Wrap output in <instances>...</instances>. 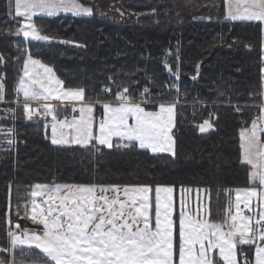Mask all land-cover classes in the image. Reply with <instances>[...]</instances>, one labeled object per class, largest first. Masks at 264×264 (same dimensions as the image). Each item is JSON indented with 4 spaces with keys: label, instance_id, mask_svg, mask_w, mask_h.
Masks as SVG:
<instances>
[{
    "label": "trees",
    "instance_id": "16d2710c",
    "mask_svg": "<svg viewBox=\"0 0 264 264\" xmlns=\"http://www.w3.org/2000/svg\"><path fill=\"white\" fill-rule=\"evenodd\" d=\"M220 3L219 16L206 10L183 17L173 0L129 2L125 5L129 21L97 13L36 16L41 34L51 38L38 42L15 35V22L5 23L11 19L5 15L6 0H0V55L4 57L0 74L5 77L7 102H14L15 85L31 54L50 65L66 88L84 86L87 99H110L100 90L112 78L133 89L150 87L154 101H172L175 95L165 86L177 78L166 70L168 64L174 70L179 66L183 90L216 103L197 107L194 113L178 105L174 155L153 153L135 142L124 146L118 141L113 148L99 151L91 146L54 145L45 121L26 119L22 107L11 103L14 117L0 113V118L6 117L0 119V127L14 129L15 137L10 150L0 143V246H7L5 217L15 224L17 208L23 214L30 186L35 184L151 185L153 189L170 185L177 192L207 190L210 219L222 218L235 191L250 186V166L241 163L240 131L251 126L258 111V107H244L239 115L227 105L262 102L260 68L264 62L261 26L226 19L221 13L224 0ZM250 94L255 95L250 98ZM211 110L215 111L214 127L201 133L197 125Z\"/></svg>",
    "mask_w": 264,
    "mask_h": 264
},
{
    "label": "snow or ice",
    "instance_id": "6c2138e0",
    "mask_svg": "<svg viewBox=\"0 0 264 264\" xmlns=\"http://www.w3.org/2000/svg\"><path fill=\"white\" fill-rule=\"evenodd\" d=\"M223 6L229 20L261 26L264 62V0H224ZM62 12L93 14L79 0H6L5 15L11 19L5 23L15 22V35L25 40L50 42V36L41 34L33 18L41 14L55 17ZM30 66L43 72H30ZM165 68L178 78V65L175 70L167 64ZM260 72L264 87V66ZM4 79L0 74V102L5 101ZM109 79L111 83L100 92L110 99H87L84 86L64 88L52 67L29 54L14 88V102L22 107L26 119L45 121L54 145L91 146L99 151L113 148L116 138L126 142L124 146L138 142L140 148L153 153L174 155L171 130L178 100L159 103L158 111H150V107H157L150 87L133 89ZM167 87L171 90L174 86ZM260 95L259 105H227L239 115L244 107H258L260 115L240 131L241 163L250 166V186L236 190L235 210L229 203L219 221L210 219V197L198 200L194 208L182 196L174 219L177 210L172 186L35 184L30 186L22 218L41 226L42 234H29L6 216L7 246H0V264H264V91ZM31 102H36L35 106ZM97 106L102 109L99 119ZM59 111L67 114L61 118ZM7 115L14 117L15 110L8 109ZM213 119L209 113L197 125L199 131L213 129ZM0 137V143H6L10 150L14 129L0 127Z\"/></svg>",
    "mask_w": 264,
    "mask_h": 264
},
{
    "label": "rangeland",
    "instance_id": "374dc122",
    "mask_svg": "<svg viewBox=\"0 0 264 264\" xmlns=\"http://www.w3.org/2000/svg\"><path fill=\"white\" fill-rule=\"evenodd\" d=\"M90 1L94 4L95 13L97 14H100L102 16H110L118 21H129L131 18V15L129 11L126 9L125 5L134 0H90ZM164 1H169V0H164ZM173 1L176 3L177 9L183 17H189L195 13H199V12L201 13L205 10L209 11L211 14H216L215 16H219L220 14L221 0H173ZM165 90L169 92L167 88ZM33 120L40 121L37 118H33ZM0 139H2V137H0ZM198 195L199 197L197 200L194 198V206H193L194 208L197 205L198 200L203 202L205 199H207L206 197H208V196L205 197L203 192L202 194L200 193ZM234 202H235V197L231 202L233 204V211L235 210ZM19 215L18 214L14 215L15 216L14 221L15 223H19L20 225H23L24 222L22 220H18V219L16 220V217H18Z\"/></svg>",
    "mask_w": 264,
    "mask_h": 264
},
{
    "label": "crops",
    "instance_id": "0c3cea01",
    "mask_svg": "<svg viewBox=\"0 0 264 264\" xmlns=\"http://www.w3.org/2000/svg\"><path fill=\"white\" fill-rule=\"evenodd\" d=\"M79 3H81L82 5H84V6H86V7H90L92 10H93V14L92 15H94L95 14V6H94V4L90 1V0H87V1H84V0H79ZM206 11V10H205ZM221 13H223V15L225 16V18L226 19H228V17H227V10H226V8H225V10L223 11V12H221ZM60 14H71V13H64V12H62V13H60ZM59 14V15H60ZM72 15V14H71ZM91 15V16H92ZM214 15H216V14H214ZM38 16H45V15H43V14H41V15H38ZM82 16H86V15H82ZM45 17H47V16H45ZM88 17V16H87ZM35 18V17H34ZM33 18V19H34ZM22 19V18H21ZM245 22H248V21H245ZM23 37V36H22ZM24 38V37H23ZM30 40V39H29ZM29 55V54H28ZM28 55H27V57H28ZM33 57V56H32ZM34 59H38V58H35V57H33ZM27 59V58H26ZM40 60V59H39ZM42 63H44L42 60H40ZM44 64H46V63H44ZM46 65H48V64H46ZM48 66H50V65H48ZM264 66V65H263ZM51 67V66H50ZM29 71L30 72H32V71H39V72H43V69H39V68H35V69H33L31 66L29 67ZM53 71H54V73H55V77L56 78H58V79H60L59 78V76L56 74V72H55V70L53 69ZM22 75H23V72H22ZM61 80V79H60ZM62 81V80H61ZM63 87L64 88H66L65 86H64V83H63ZM262 91H264V87H262ZM3 102H7L6 101V99H5V101H3ZM19 102H20V104H23V97H22V95H21V97H20V99H19ZM156 102V104H157V107H150L149 108V110L150 111H158L159 109H158V105H159V103H166V102H169V101H155ZM34 106H35V104H36V102H31ZM54 105H57L58 107H60V108H63V107H65V105H61L59 102H56V101H53L52 102ZM177 107H178V105H177ZM177 107H176V109H175V115H174V125H173V127H172V130H171V135H172V137H173V140H174V152H175V148H176V140H175V136H174V127H175V124H176V113H177ZM99 110H101L102 111V109L99 107V106H97V108H96V117H97V119H99V117H100V115H99ZM258 111H259V108H258ZM259 114H260V112H259ZM64 115H66V114H64ZM64 115H59L61 118L64 116ZM48 121H50V122H48L49 124L51 123V120H50V118L48 119ZM50 138H51V133H50ZM113 144L115 143V142H118V140L116 139V138H113ZM119 142H121V141H119ZM122 143H126V142H122ZM135 143H137L138 144V142H135ZM139 145V144H138ZM143 149H147V150H149V151H151V149H149V148H143ZM152 152V151H151ZM160 153H167V152H160ZM47 185H51V184H47ZM52 185H54V184H52ZM61 185H63V184H61ZM76 185H89V184H76ZM104 186H110V185H104ZM120 186H125V185H120ZM159 186H170V185H159ZM173 188H174V193H173V196H174V202H175V207H176V210L177 211H179V202H180V199H181V197L183 196V198L186 200V201H188L192 206H194V203L191 201V199L194 197L196 200L198 199V197H199V195L198 194H202V192L204 193V195H205V197L207 196V194L205 193V191H201V190H195V191H193V190H191V191H188L187 189H184L183 191L182 190H180V191H178L177 192V190H176V188L174 187V186H172ZM110 195H111V193H109ZM236 194V193H235ZM153 197H154V192H153ZM234 197H235V195H234ZM206 198H208V197H206ZM196 205V204H195ZM176 214H177V212H176ZM176 214L174 215V219H176ZM22 216H23V214H21V215H19L18 217H16V220L18 219V220H22L24 223H28V224H30V225H32L33 227H40V228H42L41 226H39V225H37V224H35L30 218H28V219H24V218H22ZM153 219H154V217H153ZM41 234H42V232H41Z\"/></svg>",
    "mask_w": 264,
    "mask_h": 264
},
{
    "label": "built area",
    "instance_id": "2783aa9c",
    "mask_svg": "<svg viewBox=\"0 0 264 264\" xmlns=\"http://www.w3.org/2000/svg\"><path fill=\"white\" fill-rule=\"evenodd\" d=\"M174 77L177 78L176 76H174ZM4 84H5V81H4ZM168 85H173L174 87L171 90H169V88L167 87ZM166 88L169 91H172L174 93L175 99L178 100L177 105L184 106L187 110H190L192 113L195 112L194 109H196L197 107H202L205 104H207L208 106H213V105L216 104V103L206 102V101H203V100L199 99L197 93L189 94L185 90H183L182 85L180 83V79H179V73H178L177 81L170 82V83L166 84ZM177 89H178V91H177ZM158 94L161 95L162 92H159ZM11 103H15V102H0V113H2V112L3 113H7V110L10 109L9 105ZM209 113H212L213 116L215 115V111L214 110H211ZM58 115H60V114H58ZM99 115H101V110H99ZM259 115H260L259 111H256L254 113V115H253V119L256 118ZM21 226H22V229L29 230V234H31L33 231H35L37 233H41L42 232V228L33 227L32 225H30L28 223H24Z\"/></svg>",
    "mask_w": 264,
    "mask_h": 264
}]
</instances>
